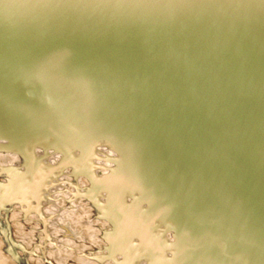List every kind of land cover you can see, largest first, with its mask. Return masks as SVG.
<instances>
[{
  "label": "rangeland",
  "instance_id": "obj_1",
  "mask_svg": "<svg viewBox=\"0 0 264 264\" xmlns=\"http://www.w3.org/2000/svg\"><path fill=\"white\" fill-rule=\"evenodd\" d=\"M47 96L0 82V264H264V201L220 159L128 106Z\"/></svg>",
  "mask_w": 264,
  "mask_h": 264
},
{
  "label": "water",
  "instance_id": "obj_2",
  "mask_svg": "<svg viewBox=\"0 0 264 264\" xmlns=\"http://www.w3.org/2000/svg\"><path fill=\"white\" fill-rule=\"evenodd\" d=\"M0 82L136 109L264 201V0H0Z\"/></svg>",
  "mask_w": 264,
  "mask_h": 264
},
{
  "label": "bare ground",
  "instance_id": "obj_3",
  "mask_svg": "<svg viewBox=\"0 0 264 264\" xmlns=\"http://www.w3.org/2000/svg\"><path fill=\"white\" fill-rule=\"evenodd\" d=\"M39 163H40V162H39ZM41 163H43V162H41ZM30 164H31V163H30ZM42 165H43V164H42ZM26 166H27V165H26ZM29 168H30L31 170L33 169V168H31L30 165H29L28 169H29ZM42 168H43V167H42ZM40 169H41V168H40ZM40 169H39V170H40ZM26 171H28V170L26 169ZM19 172H21V171H19ZM19 172H18V174H21V173H19ZM22 172H23V171H22ZM39 172H40V171H39ZM8 173H10V172H8ZM40 173H41V172H40ZM37 174H38V173H37ZM0 175H1V174H0ZM9 175H10V174H9ZM11 175H12V173H11ZM13 175H14V174H13ZM44 175H45V174H44ZM22 176H23V175H22ZM22 176H19V177L22 178ZM30 177H31V176H30ZM38 177H41V175H39ZM44 177H45V176H44ZM44 177H43V178H44ZM23 178H25V177H23ZM31 178H32V177H31ZM8 179H9V178H8ZM10 179H11V177H10ZM26 179H28V178L26 177ZM44 179H45V178H44ZM16 180H17V179H16ZM23 180H24V179H23ZM36 180H37V179H36ZM7 181H8V180H7ZM14 182H15V181H14ZM15 183H17V182H15ZM9 184H10V183H9ZM1 185H2V184H1ZM14 185H15V184H14ZM35 185H37V184H35ZM27 186H28V184H27ZM42 186H43V185H42ZM0 187H1V186H0ZM33 187H34V186H33ZM37 187H38V186H37ZM43 187H44V186H43ZM34 188H35V187H34ZM1 189H2V188H1ZM25 189H26V188H25ZM28 189H29V187H28ZM32 190H33V189H32ZM38 190H39V189H38ZM0 191H1V190H0ZM16 191H17V190H16ZM20 191H21V190H20ZM2 192H3V191H2ZM39 192H41V191H39ZM26 193H27V192H26ZM30 193H31V192H30ZM36 194H37V193H36ZM36 194H35V195H36ZM27 195H28V194H27ZM33 195H34V193H33ZM35 195H34V196H35ZM29 196H31V195H29ZM17 197H18V195H17ZM19 197H21V195H20ZM36 197H37V195H36ZM42 198H44V197L42 196ZM28 199H29V198H28ZM34 199H35V198H34ZM18 200H19V199H18ZM25 200H26V199H25ZM32 200H33V199H32ZM36 200H37V199H36ZM1 201H2V199H1ZM40 202H41V201H40ZM3 203H4V201H3ZM23 203H24V202H23ZM28 203H32V202L29 201ZM28 203H27V204H28ZM42 203H43V202H42ZM1 204H2V203H0V205H1ZM24 204H25V203H24ZM24 204H23V205H24ZM35 204H36V203H35ZM3 205H4V204H2V206H3ZM19 205H20V204H19ZM21 205H22V204H21ZM23 205H22V207H23ZM24 206H25V205H24ZM22 207H21V209H22ZM29 207H30V206H29ZM33 207H34V206H33ZM33 207H32V208H33ZM83 207H84V206H83ZM83 207H81V208H82L81 211H83ZM116 207H117V206H116ZM116 207H115V209H116ZM85 208H86V207H85ZM112 208H113V207H112ZM123 208H124V207H123ZM130 208H131V207H130ZM6 209H7V208H6ZM6 209H5V210H6ZM109 209H110V208H109ZM0 210H2V209H0ZM32 210H34V209H32ZM34 211H35V210H34ZM79 211H80V210H79ZM116 211H117V209H116ZM30 212H31V211H30ZM45 212H46V211H45ZM114 212H115V211H114ZM122 212H123V211H122ZM2 213H3V212H2ZM40 213H41V212H40ZM124 213H125V211H124ZM113 214H114V213H113ZM117 214H118V213H117ZM125 214H126V213H125ZM125 214H124V215H125ZM36 215H37V214H36ZM115 215H116V214H115ZM41 216H42V215H41ZM112 216H113V215H112ZM37 217H38V216H37ZM43 217H44V215H43ZM71 217H72V216H71ZM72 218H73V217H72ZM72 218H71V219H72ZM112 218H113V217H112ZM129 218H130V217H129ZM129 218H128V219H129ZM38 219H39V217H38ZM113 219H114V218H113ZM115 219H116V218H115ZM118 219H121V218L119 217ZM131 219H132V218H131ZM133 219H134V218H133ZM42 220H43V219H42ZM125 220H126V219H125ZM136 220H137V219H136ZM115 221H117V220H115ZM119 222H120V221H119ZM132 222H133V221H132ZM134 222H135V221H134ZM122 223H124V222H122ZM40 224H41V223H40ZM128 224H129V223H128ZM133 224H134V223H133ZM38 225H39V224H38ZM119 225H120V224H119ZM137 225H138V224H136V226H137ZM121 226H123V225H121ZM124 226H125V225H124ZM124 226H123V227H124ZM133 226H135V225H133ZM141 226H142V225H141ZM145 226H146V224H145ZM147 226H148V225H147ZM123 227H122V228H123ZM127 227H128V226H127ZM127 227H126V228H127ZM143 227H144V226H143ZM118 228H119V227H118ZM132 228H133V227H132ZM135 228H136V227H135ZM140 228H141V227H140ZM144 228H145V227H144ZM130 229H131V228H130ZM89 230H90V229H89ZM121 230H122V229H121ZM140 230H141V229H140ZM117 231H118V230H117ZM131 231H132V229H131ZM135 231H136V229H135ZM124 233H125V232H124ZM140 233H142V232H140ZM143 233H144V232H143ZM122 234H123V233H122ZM128 234H129V233H128ZM91 235H92V234H91ZM117 235H118V234H117ZM117 235H116V236H117ZM126 235H127V234H126ZM133 235H134V234H133ZM92 236H93V235H92ZM152 236H153V235H152ZM122 237H123V236H122ZM124 237H126V236H124ZM143 237H144V236H143ZM126 238H127V237H126ZM126 238H125V239H126ZM138 238H139V237H138ZM152 238H153V237H152ZM68 239H69V238H68ZM118 239H119V238H118ZM128 239H129V238H128ZM130 239H131V238H130ZM73 240H74V239H73ZM113 240H114V237H113ZM122 240H123V239H122ZM109 241H110V240H109ZM119 241H120V240H119ZM123 241H124V240H123ZM131 242H132V241H131ZM153 242H155V241H153ZM91 243H92V242H91ZM107 243H108V242H107ZM115 243H116V242H115ZM119 243H120V242H119ZM119 243H116V244L119 245ZM127 243H128V242H127ZM138 243H139V242H138ZM141 243H142V242H141ZM103 244H104V243H103ZM125 244H126V243H125ZM130 244H131V243H130ZM130 244H129V245H130ZM111 245H112V244H111ZM118 245H117V246H118ZM122 245H123V243H122ZM144 245H145V244H144ZM144 245H143V246H144ZM98 246H100V245H98ZM115 246H116V245H115ZM117 246H116V247H117ZM120 246H121V245H120ZM127 246H128V245H126V247H127ZM130 246H131V245H130ZM141 246H142V245H141ZM156 246H157V244H156ZM118 247H119V246H118ZM126 247H125V248H126ZM151 247H152V246H151ZM157 247H158V246H157ZM125 248H124V250H125ZM122 249H123V248H122ZM135 249H136V248H135ZM143 249H144V248H143ZM143 249H142V250H143ZM145 249H146V247H145ZM154 249H155V248H154ZM112 250H113V249H112ZM129 250H131V247H130ZM129 250H128V251H129ZM152 250H153V249H152ZM125 251H126V250H125ZM131 251H132V250H131ZM131 251H129V252L131 253ZM155 251H156V250H155ZM126 252H127V251H126ZM94 253H95V252H94ZM96 253H97V252H96ZM152 253H153V252H152ZM156 254H157V253H156ZM87 255H88V254H87ZM138 255H139V254H137L136 256H138ZM154 255H155V254H154ZM95 256H97V255H95ZM124 256H125V255H124ZM128 256H129V255H128ZM134 256H135V254H134ZM140 256H141V254H140ZM143 256H144V255H143ZM152 256H153V255H152ZM88 257H89V255H88ZM88 257H87V258H88ZM91 257H92V255H91ZM91 257H90V258H91ZM121 257H122V256H121ZM121 257H120V258H121ZM126 257H127V256H126ZM126 257H125V258H126ZM155 257L157 258V256H155ZM158 257H159V255H158ZM59 258H60V256H59ZM88 259H89V258H88ZM91 259H93V258H91ZM135 259H136V258H134V260H135ZM97 260L99 261V259H97ZM134 260H133V261H134ZM122 261H123V259H122ZM122 261H121V262H122ZM126 261H127V260H125V262H126ZM128 261H129V260H128ZM157 261H159V260H157ZM89 262H90V261H89ZM134 263H135V262H134ZM121 264H122V263H121ZM126 264H128V263L126 262ZM131 264H132V263H131ZM164 264H165V263H164Z\"/></svg>",
  "mask_w": 264,
  "mask_h": 264
}]
</instances>
